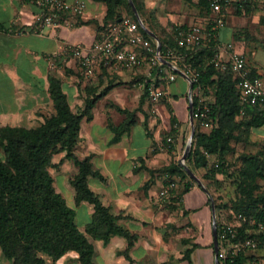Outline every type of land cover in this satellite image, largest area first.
<instances>
[{"label": "crops", "instance_id": "crops-1", "mask_svg": "<svg viewBox=\"0 0 264 264\" xmlns=\"http://www.w3.org/2000/svg\"><path fill=\"white\" fill-rule=\"evenodd\" d=\"M86 2L81 15H64L65 23L63 20L59 26L39 29L34 19L39 8L34 0H0V128L34 127L55 112L49 93L51 75L61 80L74 110L83 109L86 99L96 95L92 118L82 119L75 152L80 158L91 156L102 178L90 176V188L136 238L127 250L128 241L122 235H114L108 241L88 235L94 247V264H216L213 203L208 202L211 193L194 178L189 190L184 191L180 178L165 171L168 165L182 164V131L185 118L190 121L186 101L190 84L181 75L170 83L164 82V107H158L159 113L153 114L149 97L144 96L147 67H98L94 77L84 75L68 46L89 45L98 39L105 29L102 21L106 13L104 3ZM247 2L240 11L227 9L226 24L218 39L227 56V49L245 55L250 74L264 75V0ZM185 22L189 23V18ZM169 106L178 119L174 134ZM126 111L133 112L137 122L113 142L115 133L108 118L118 125L127 117ZM166 136L173 142L169 143ZM250 139L238 149L264 150V124L251 128ZM64 155H56L54 162L59 163ZM78 171L69 159L50 169L56 190L75 210L76 223L85 231L94 208L89 202L75 201L70 179ZM64 172L71 175L67 177ZM171 182H176V186L162 196L161 191ZM194 243L199 246L192 249L191 261L184 259L185 250ZM258 253L264 257V248ZM0 264H11L1 250ZM47 264L81 262L76 251H69L57 260L47 257Z\"/></svg>", "mask_w": 264, "mask_h": 264}, {"label": "trees", "instance_id": "trees-1", "mask_svg": "<svg viewBox=\"0 0 264 264\" xmlns=\"http://www.w3.org/2000/svg\"><path fill=\"white\" fill-rule=\"evenodd\" d=\"M95 1L106 6L102 27L106 28L123 16H130L137 21L140 17L147 29L157 35L162 51L173 47L188 52L185 63L200 73L199 81L193 86V103L197 106L202 100L209 105L210 127L196 126L186 165L195 174L198 173L197 168L207 169L202 181L213 195V198H208V202L209 205L214 203L219 231L223 222L219 214L222 210L227 212L229 209L234 214L243 213L249 220L264 222V150L250 152L247 149H237L240 144L246 146L251 141V128L264 124V104L248 105L245 115L240 114L242 91L239 79L229 62H224L221 67H216L213 63L212 59L217 51L214 41L206 42L193 51L180 48L175 39L177 25H173L171 31L162 35L143 20V0H132L139 17L130 0ZM247 5L248 2L244 7L238 4L231 7L240 11ZM196 7L205 15L200 24L209 30L210 22L215 18L211 0H197ZM181 26L188 25L184 23ZM141 29L154 41L145 28ZM254 76L250 74V77ZM49 80L54 113L45 116L44 121L34 127L0 128V149L3 150V155H0V250L11 264H47V257L57 260L69 251L79 254L81 264H94V247L88 235L103 241H108L117 234L122 235L128 241L127 250L133 245L136 235L119 224L120 217L113 214L101 196L90 188V176L102 178L100 172L94 168L91 156L80 158L75 152L82 119L85 116L88 120L92 118L91 109L96 102V95L86 99L83 109L74 110L63 90L61 80L52 75ZM211 87H216L214 102L207 97ZM144 96H148L147 83ZM186 101L189 111L188 94ZM169 110L173 125L171 133L174 134L178 119L173 115L170 106ZM125 113L127 117L118 125L108 118L109 127L115 133L113 142L119 141L137 122L133 112ZM61 153L65 155L60 162L69 159L79 168L78 173L70 179L75 190L76 203L86 201L94 208L85 231L76 223L75 210L56 190L54 177L50 172L51 168L59 165L60 162H54V157ZM212 157L215 159L212 160ZM165 171L169 176L180 178L184 191H188L191 183L195 182L181 163L168 165ZM234 173H237V185L232 183L236 188L235 197L230 203H221L214 197L211 186L215 183V186L220 187V176L229 177ZM239 231L241 237H255L258 240V249L256 252L246 250L237 262L245 264L256 260L261 264L258 250L264 248L263 235L251 223H244ZM198 246V243H194L191 248H187L183 258L191 261L192 249Z\"/></svg>", "mask_w": 264, "mask_h": 264}, {"label": "built area", "instance_id": "built-area-1", "mask_svg": "<svg viewBox=\"0 0 264 264\" xmlns=\"http://www.w3.org/2000/svg\"><path fill=\"white\" fill-rule=\"evenodd\" d=\"M247 1L249 0H211V8L216 16L210 22L209 30L202 24H193L187 27L177 25L175 27V39L178 47L193 51L206 42L214 41L217 51L212 61L215 66L221 67L224 62L232 64L242 91L241 115H245L248 105L264 104V75L250 77L245 55L231 50L227 56L225 47L219 41L218 35L220 29L226 24L225 10L227 11L233 4L243 7ZM34 2L39 8L34 18L36 28L39 29H44L47 26H59L63 20L65 23L64 15L76 17L81 15L87 7L86 0H34ZM141 27L145 28L140 17L137 21L130 16H123L120 20L110 23L92 44H72L68 46V49L88 78L96 75L98 67L116 70H134L143 66L147 67L144 82L147 83L152 112L157 114L159 113L158 103L165 96V90L162 86L164 82L170 83L181 75L185 76L189 84L194 86V83L199 81L200 73L185 63L187 51L173 47H168L166 51H162L160 41L155 39L153 45ZM193 93L192 88L187 94L189 106H193L194 123L199 122L202 127L209 128L210 107L202 100H200L199 105L194 106ZM168 141H172V138L169 137ZM175 186L176 182H171L169 187L161 191V195H168L170 189ZM236 218V224L225 221L222 222L220 231L218 229L219 264L222 262L224 264H239L237 261L243 252L246 250L256 252L258 249V240L255 237H241L239 228L244 223L254 225L264 237V222L255 219L249 220L243 213H238ZM245 264H258V262L251 260Z\"/></svg>", "mask_w": 264, "mask_h": 264}, {"label": "rangeland", "instance_id": "rangeland-1", "mask_svg": "<svg viewBox=\"0 0 264 264\" xmlns=\"http://www.w3.org/2000/svg\"><path fill=\"white\" fill-rule=\"evenodd\" d=\"M143 1L145 3V5L143 4L144 5L143 20L145 19V21L147 23H150V25L153 27L155 31L161 33L162 35H164V33H168L169 31H171V28L173 27V25H183L184 23H186L188 26L193 25V24H200L201 20L205 18V15L202 14L200 10L196 7L197 0H143ZM253 1L259 2L260 0H252V2ZM170 17H172V20ZM186 17L189 18V23L185 22ZM167 18L170 20H167ZM173 19H176L177 22ZM227 20H228V17H227ZM151 41L154 45L155 38H154V41L153 40ZM227 50L229 52L231 51L230 49H227ZM207 97L209 101L211 102L215 101L216 87H211L208 90ZM101 103L102 102H99V104ZM161 104H164L163 100L160 103H158V107H161L163 109L164 106H162ZM151 108H152V105H151ZM153 114H156V113H153ZM97 121H99L100 123L99 117ZM184 124L185 126L182 131V139H181V144H182L181 151L183 154L186 150V146L188 142L190 141L189 139L191 137L193 129L195 130L196 126H198L199 128H202L199 122H196L192 125V123L189 121L187 117L185 118ZM192 140H193V137H192ZM192 140H191V147H192ZM0 155H3L2 149H0ZM211 159L213 160L215 158L212 157ZM197 170H198L197 176L201 178L202 180L203 175L207 171V169L202 167V168H197ZM63 174L64 175L66 174L67 177L71 175L70 173H66V172H64ZM236 179H237V173H234L229 177H227V175H223L222 178H220L219 180L220 182H222V185L220 187L215 186V183L212 186L210 185L214 193V197H216L219 202L230 203L233 197H235L236 188H235V185H233L232 183H235L237 185V182L235 181ZM65 192L66 191H64L63 194L68 198L67 196L68 193L67 192L65 193ZM211 198H213V195ZM219 214L223 222L227 220L228 223H234V224L237 223L236 215L238 213L234 214L232 210L227 209V212L222 210L220 211ZM258 256L260 258V263L264 264V259H263L264 257L260 256L259 253H258Z\"/></svg>", "mask_w": 264, "mask_h": 264}, {"label": "water", "instance_id": "water-1", "mask_svg": "<svg viewBox=\"0 0 264 264\" xmlns=\"http://www.w3.org/2000/svg\"><path fill=\"white\" fill-rule=\"evenodd\" d=\"M130 3L136 13V15L139 17V14L137 12V9L134 5V2L132 0H130ZM145 26V25H144ZM146 30L148 31V33L153 36L155 39H158L157 35L153 32V31H150L149 29H147V27L145 26ZM193 88V85H190V89ZM189 111H190V121L192 123V125L194 124V120H193V106L190 105V108H189ZM194 132L195 130L193 129L192 131V134H191V137H190V141L188 142L187 146H186V150L183 154V165H185V169L186 171L188 172V174L194 178L198 184L200 186H202L206 191L207 188L205 187V185L203 184L202 180L186 165V162H185V159L187 158L189 152H190V147H191V140H192V137L194 135ZM213 206V212H214V216H213V235H214V249H215V253H216V264H219V260H218V228H217V216H216V211H215V207H214V203L212 204Z\"/></svg>", "mask_w": 264, "mask_h": 264}]
</instances>
